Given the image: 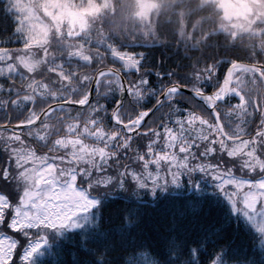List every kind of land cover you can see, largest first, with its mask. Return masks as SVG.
Wrapping results in <instances>:
<instances>
[{
	"label": "snow or ice",
	"instance_id": "6c2138e0",
	"mask_svg": "<svg viewBox=\"0 0 264 264\" xmlns=\"http://www.w3.org/2000/svg\"><path fill=\"white\" fill-rule=\"evenodd\" d=\"M0 22V264L61 241L88 258L55 264H264L222 243L264 252V0H0ZM167 198L196 210L142 230Z\"/></svg>",
	"mask_w": 264,
	"mask_h": 264
},
{
	"label": "trees",
	"instance_id": "16d2710c",
	"mask_svg": "<svg viewBox=\"0 0 264 264\" xmlns=\"http://www.w3.org/2000/svg\"><path fill=\"white\" fill-rule=\"evenodd\" d=\"M3 33V23L0 22V35ZM164 37L162 36L161 39ZM11 47H15L17 45H9ZM128 51H144L143 48H128L125 49ZM166 49H157L154 50V55L157 59L161 57L162 54H166ZM219 58V57H218ZM3 81H0L2 83ZM3 99L7 98V95H2ZM103 101V100H102ZM0 113L5 115L4 110L0 109ZM15 122V120H13ZM7 157H2L0 155V163L6 162ZM121 207H125L126 205L123 202L120 203ZM132 207V206H127ZM195 206H188L185 204L183 200L180 199H160L151 201L147 206H140L137 212L138 217L141 220L140 228L146 232H149L153 236H156L157 233L163 234L164 226H166L174 216H178L179 213L184 212L187 214H192L195 211ZM118 224L119 221H116ZM225 241L222 243H230L231 247L236 250V256L244 261V260H256L259 261L260 259L264 258V252H262L259 236L257 233L253 232L252 234L241 233L239 235L234 236L232 233V229L225 230ZM61 247L57 248L56 246L53 247L52 254L46 255L41 259L46 262V264H55L57 260H65V261H80L87 259L85 253L80 251L78 248L74 247L70 243L66 241L58 242ZM62 248V251H61ZM60 252V255L57 256L56 253ZM147 258L149 259H156L158 258L154 252L149 249L147 250ZM145 256H137V260L140 264H143Z\"/></svg>",
	"mask_w": 264,
	"mask_h": 264
},
{
	"label": "rangeland",
	"instance_id": "374dc122",
	"mask_svg": "<svg viewBox=\"0 0 264 264\" xmlns=\"http://www.w3.org/2000/svg\"><path fill=\"white\" fill-rule=\"evenodd\" d=\"M17 83H19V81H17ZM3 99V96H0V100H2ZM5 119H6V116L4 115V114H2V113H0V122H4L5 121ZM233 119H235L234 117H233ZM256 122H258V117H257V121ZM254 127H255V125L253 124L252 125V128L254 129ZM0 155L3 157H6V155L4 154V152H3V149H2V147H0Z\"/></svg>",
	"mask_w": 264,
	"mask_h": 264
},
{
	"label": "flooded vegetation",
	"instance_id": "af4514ba",
	"mask_svg": "<svg viewBox=\"0 0 264 264\" xmlns=\"http://www.w3.org/2000/svg\"><path fill=\"white\" fill-rule=\"evenodd\" d=\"M0 96H2V95H0ZM8 99V97L7 98H5V100H7ZM7 118V117H6Z\"/></svg>",
	"mask_w": 264,
	"mask_h": 264
},
{
	"label": "water",
	"instance_id": "95a60500",
	"mask_svg": "<svg viewBox=\"0 0 264 264\" xmlns=\"http://www.w3.org/2000/svg\"><path fill=\"white\" fill-rule=\"evenodd\" d=\"M245 62H247V61H245ZM15 124V123H14Z\"/></svg>",
	"mask_w": 264,
	"mask_h": 264
}]
</instances>
